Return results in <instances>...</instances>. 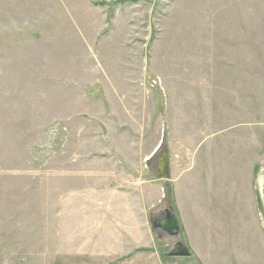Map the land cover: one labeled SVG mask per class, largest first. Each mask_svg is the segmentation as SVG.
Listing matches in <instances>:
<instances>
[{"label": "rangeland", "instance_id": "rangeland-1", "mask_svg": "<svg viewBox=\"0 0 264 264\" xmlns=\"http://www.w3.org/2000/svg\"><path fill=\"white\" fill-rule=\"evenodd\" d=\"M112 147L149 179L168 155L149 219L173 192L180 233L149 221L142 263L197 264L167 256L188 230L193 250L221 227L263 236L264 0H0V264L89 262L71 232L101 216L59 203L96 189L85 172L113 170Z\"/></svg>", "mask_w": 264, "mask_h": 264}, {"label": "crops", "instance_id": "crops-1", "mask_svg": "<svg viewBox=\"0 0 264 264\" xmlns=\"http://www.w3.org/2000/svg\"><path fill=\"white\" fill-rule=\"evenodd\" d=\"M121 136L125 138V135ZM112 150L115 155L110 153V148H106L105 153H108V157L114 160L113 170L101 171L98 162H94V168L85 172L84 179H89L88 183L90 184L91 181L96 189L76 196L61 197L59 210L62 215L65 214V217L67 214L73 216L78 211L85 212L83 219L90 217L92 212L102 218V223L99 219H95L91 226L82 225L80 231L73 229L71 232V235L77 234L75 244L78 248H76L75 255L86 257L89 260L84 264H126L129 262L130 264L131 262L146 264L142 262L147 257L153 256L155 252V239L152 232L154 229L151 225L152 231L150 230L149 221L151 224L152 218L149 219V213L153 205L158 207L162 204V202L158 204L157 201L163 198L160 196L165 183L170 182V164L168 178H159L156 170V178L149 179L147 172V174H142L144 169H141V161L133 164L126 155L127 153L119 149L115 150L113 147ZM131 152L136 155V160H139V157L143 160L153 152V149L147 154L143 150L138 151L136 146H133ZM151 158L148 157L147 160ZM120 172L125 174L124 178L119 177ZM172 198L173 205L171 206L174 207L173 192ZM172 207L170 208L178 224H182L180 217L176 214V209ZM201 227L206 229L213 226ZM224 229L225 227H221L219 232H215L216 236H198V240L202 239L205 246L204 249L197 246L196 250L192 249L195 241H192L189 234L191 230H188L189 241L187 245L184 244L190 253L187 258L194 259L197 264H264V235L261 236L257 232L256 241H243L240 237L241 232L235 228L223 231L222 235ZM198 232L206 233L205 230ZM227 232L230 233L227 234ZM249 233L251 232L247 235ZM182 234L184 235L183 231ZM230 234L234 236V240H231ZM241 236L245 238L243 233ZM69 242L72 244L74 237L66 240V245Z\"/></svg>", "mask_w": 264, "mask_h": 264}, {"label": "water", "instance_id": "water-1", "mask_svg": "<svg viewBox=\"0 0 264 264\" xmlns=\"http://www.w3.org/2000/svg\"><path fill=\"white\" fill-rule=\"evenodd\" d=\"M169 160L167 152H163L160 158L157 160V176L161 179H166L169 177ZM257 202L259 209L261 210V217L264 224V207L262 206L261 198V182L257 183ZM154 229H159L167 236L177 237L180 233V227L178 225L177 219L174 214L170 212L169 209H165L164 217L159 220H155L152 223ZM170 258H187L190 256L188 248L182 243L177 242L174 244L173 248L167 254Z\"/></svg>", "mask_w": 264, "mask_h": 264}, {"label": "flooded vegetation", "instance_id": "flooded-vegetation-1", "mask_svg": "<svg viewBox=\"0 0 264 264\" xmlns=\"http://www.w3.org/2000/svg\"><path fill=\"white\" fill-rule=\"evenodd\" d=\"M165 209H167V208H165ZM165 209H164V211H165ZM169 210H170V212L172 213V211H171V209L170 208H168ZM164 211L162 212L163 214H159L158 216H155V217H153L152 219H151V225H152V223L155 221V220H159V219H162L163 217H164ZM173 214V213H172ZM153 228V227H152ZM154 229V228H153ZM154 230H156V229H154ZM179 242V241H178ZM177 243V242H176Z\"/></svg>", "mask_w": 264, "mask_h": 264}]
</instances>
